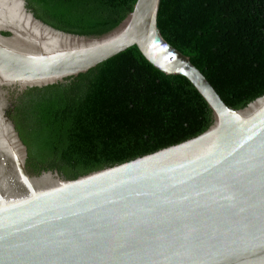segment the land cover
<instances>
[{"label": "water", "instance_id": "1", "mask_svg": "<svg viewBox=\"0 0 264 264\" xmlns=\"http://www.w3.org/2000/svg\"><path fill=\"white\" fill-rule=\"evenodd\" d=\"M160 0L111 28L74 33L25 0H0V264H264V95L228 107L161 35ZM136 47L187 79L208 129L90 174L31 175L10 114L19 96Z\"/></svg>", "mask_w": 264, "mask_h": 264}, {"label": "trees", "instance_id": "2", "mask_svg": "<svg viewBox=\"0 0 264 264\" xmlns=\"http://www.w3.org/2000/svg\"><path fill=\"white\" fill-rule=\"evenodd\" d=\"M45 23L74 32L114 27L136 0H25ZM162 37L189 57L221 100L242 109L264 95V0H160ZM31 175L78 178L198 134L210 109L182 76L136 47L64 82L29 88L10 114Z\"/></svg>", "mask_w": 264, "mask_h": 264}, {"label": "flooded vegetation", "instance_id": "3", "mask_svg": "<svg viewBox=\"0 0 264 264\" xmlns=\"http://www.w3.org/2000/svg\"><path fill=\"white\" fill-rule=\"evenodd\" d=\"M17 105V101H16V103L14 104V107Z\"/></svg>", "mask_w": 264, "mask_h": 264}]
</instances>
